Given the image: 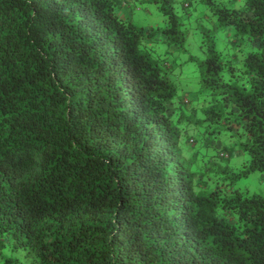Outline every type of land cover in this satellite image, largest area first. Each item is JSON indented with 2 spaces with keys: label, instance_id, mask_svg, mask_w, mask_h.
Listing matches in <instances>:
<instances>
[{
  "label": "trees",
  "instance_id": "16d2710c",
  "mask_svg": "<svg viewBox=\"0 0 264 264\" xmlns=\"http://www.w3.org/2000/svg\"><path fill=\"white\" fill-rule=\"evenodd\" d=\"M133 1L0 0V264H264V0Z\"/></svg>",
  "mask_w": 264,
  "mask_h": 264
},
{
  "label": "rangeland",
  "instance_id": "374dc122",
  "mask_svg": "<svg viewBox=\"0 0 264 264\" xmlns=\"http://www.w3.org/2000/svg\"><path fill=\"white\" fill-rule=\"evenodd\" d=\"M131 5H133V0ZM185 0H174V5L177 10H183V2ZM129 7V6H128ZM132 11L131 6L124 8V12L131 16L133 21L139 26H145L147 29L149 27L159 29L163 28L165 24V16L160 12L156 3H146L137 2ZM204 14V11H203ZM204 15H201V17ZM210 18V17H209ZM190 18L187 20L189 21ZM186 21V22H187ZM195 21V20H194ZM193 22V21H192ZM206 19L196 20L194 23L189 24L190 32L186 37L183 47L178 44H170L160 35L162 31L157 32V36L153 43V48L157 51H161L163 58L167 57V61L171 62L175 68V75L177 79L181 81H192L196 83L198 80V65L196 61L190 60L191 56L195 58H204L206 55L205 46L201 43L203 32L197 28L204 26ZM160 34V35H159ZM186 82L182 83L184 87ZM240 185L242 187H249L252 191H258L264 193V174L259 171L254 172L249 177H245L241 180Z\"/></svg>",
  "mask_w": 264,
  "mask_h": 264
}]
</instances>
